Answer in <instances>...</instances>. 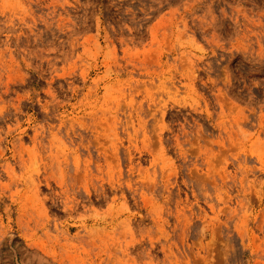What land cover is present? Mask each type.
Listing matches in <instances>:
<instances>
[{
  "label": "rangeland",
  "instance_id": "obj_1",
  "mask_svg": "<svg viewBox=\"0 0 264 264\" xmlns=\"http://www.w3.org/2000/svg\"><path fill=\"white\" fill-rule=\"evenodd\" d=\"M0 264H264V0H0Z\"/></svg>",
  "mask_w": 264,
  "mask_h": 264
}]
</instances>
